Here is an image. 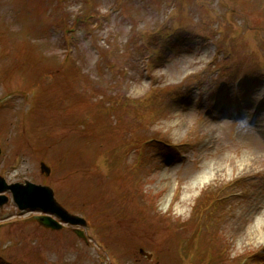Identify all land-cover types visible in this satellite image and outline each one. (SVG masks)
<instances>
[{"label":"rangeland","instance_id":"obj_1","mask_svg":"<svg viewBox=\"0 0 264 264\" xmlns=\"http://www.w3.org/2000/svg\"><path fill=\"white\" fill-rule=\"evenodd\" d=\"M263 84L264 0H0V176L85 220L50 231L5 192L0 264H264V111L215 108ZM205 189L220 223L192 241Z\"/></svg>","mask_w":264,"mask_h":264},{"label":"water","instance_id":"obj_2","mask_svg":"<svg viewBox=\"0 0 264 264\" xmlns=\"http://www.w3.org/2000/svg\"><path fill=\"white\" fill-rule=\"evenodd\" d=\"M42 168L48 171V168H46L44 165H42ZM13 190L14 196L16 201L18 202L20 207H27V206H32V205H38L41 206L44 210L47 211H55L53 209V200H52V195L51 192L44 188V187H38L34 186L32 184L26 185V187H20L18 185H12L10 186ZM7 188V185L4 183L3 180H0V190ZM22 194L23 200H21L20 195ZM4 198L0 197V202ZM37 199L39 202H29L32 200ZM41 201V202H40ZM30 203H33L32 205ZM62 216H65L64 213H62ZM65 218H67L65 216ZM68 221L72 223L80 222L81 220L76 219V218H69ZM45 224H51L48 220L44 222Z\"/></svg>","mask_w":264,"mask_h":264},{"label":"bare ground","instance_id":"obj_3","mask_svg":"<svg viewBox=\"0 0 264 264\" xmlns=\"http://www.w3.org/2000/svg\"><path fill=\"white\" fill-rule=\"evenodd\" d=\"M190 198H191V196H190ZM182 200L185 201V202H187V201L189 200V199H188V196L183 197ZM260 221H261V220H260ZM261 225H262V223H261ZM253 233H254V231L249 232V233H246L245 235L247 236V238H250L251 235H252ZM263 234H264V233H262V234H258L256 237L259 239ZM82 261H83V260H81V262H82Z\"/></svg>","mask_w":264,"mask_h":264}]
</instances>
